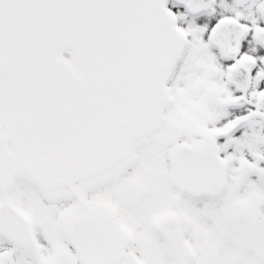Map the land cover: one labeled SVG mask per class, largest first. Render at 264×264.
Here are the masks:
<instances>
[{
    "label": "snow or ice",
    "instance_id": "6c2138e0",
    "mask_svg": "<svg viewBox=\"0 0 264 264\" xmlns=\"http://www.w3.org/2000/svg\"><path fill=\"white\" fill-rule=\"evenodd\" d=\"M0 264H264V0H0Z\"/></svg>",
    "mask_w": 264,
    "mask_h": 264
}]
</instances>
